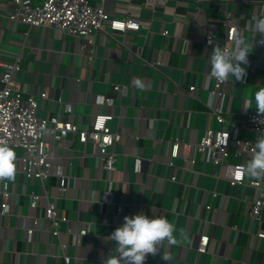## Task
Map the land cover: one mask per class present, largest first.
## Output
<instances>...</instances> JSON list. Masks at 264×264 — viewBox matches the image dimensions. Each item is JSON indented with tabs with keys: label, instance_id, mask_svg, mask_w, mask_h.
Listing matches in <instances>:
<instances>
[{
	"label": "crops",
	"instance_id": "1",
	"mask_svg": "<svg viewBox=\"0 0 264 264\" xmlns=\"http://www.w3.org/2000/svg\"><path fill=\"white\" fill-rule=\"evenodd\" d=\"M107 1L118 7L117 15L129 6L128 0ZM134 6L142 22L139 30L126 35L115 31L114 39L106 41L98 31L91 53L83 51L73 36L52 27H33L25 36L20 27L0 21V48L22 54L18 79L35 94L46 92L43 99L37 96L39 116L58 114L83 128L93 112H109L113 117L108 123L121 132L113 146L116 169L112 172L99 168L92 142L77 146L71 135L54 142L52 168L68 176L64 195L56 192L54 174L42 182L16 170L14 179H7L9 207L0 214V264H102L109 251H115L107 233L126 213L141 210L170 219L178 240L161 244L167 260L159 253L148 254L143 264H264V237L255 234L258 227L264 229V206L259 225L249 216L255 189L231 186L214 176L218 168L204 156L191 163L194 152L190 150L188 156L182 148V141L198 140L206 127L224 126L209 113L215 98L208 93L212 86L208 56L213 44L204 43L206 30L211 28L213 36L223 41L227 26L218 18L225 14L235 27L229 46H234L237 36L250 41L249 21L264 14V0H166L154 11ZM163 29L168 35L161 34ZM123 38L132 44L117 42ZM252 39L255 45L243 80H227L220 86L227 121L256 112L244 103H254L255 89L264 84V42L259 35ZM115 83L125 84V93L113 94ZM189 84L194 85L191 93ZM97 94L112 96V103L96 104ZM63 103L72 104L70 112L63 110ZM237 135L256 137L243 129ZM175 139L177 155L169 158ZM137 158L140 163L135 170ZM226 160L247 163L250 159L231 152ZM107 178L110 193L104 194ZM257 179L264 184V176ZM43 190L67 217L56 235L42 218L43 197L36 208L29 207V194ZM33 214L40 217L28 233ZM81 227L86 233L78 235ZM200 234L208 236L204 251L198 249Z\"/></svg>",
	"mask_w": 264,
	"mask_h": 264
},
{
	"label": "built area",
	"instance_id": "2",
	"mask_svg": "<svg viewBox=\"0 0 264 264\" xmlns=\"http://www.w3.org/2000/svg\"><path fill=\"white\" fill-rule=\"evenodd\" d=\"M166 0H128L129 6L124 13L117 15V6L110 4L107 0H0V21L7 20L22 30L27 36L33 27H52L58 32L69 34L79 42L82 50L92 52L95 48L93 36L96 32H101L103 40L114 39V32H121L126 35L129 31H137L142 26L139 14L133 10V6L141 8L148 7L154 11L158 5ZM132 8V11L131 9ZM227 26L224 40L221 41L212 34V29L208 28L204 36L206 45L218 44L229 48V41L233 39L235 27L228 24V18L224 16L218 18ZM161 34L168 35V30L163 29ZM117 40V39H116ZM117 42L132 44L131 41L117 40ZM22 54L20 52L10 54L0 48V142H6L16 151V170L23 174L25 178H38L42 182L50 175H57L58 180L55 186L58 195H64L68 186V176H64L57 169L52 168V158L55 156L54 142L71 135L72 140L76 137V145L81 146L90 141L96 147L95 155L98 159L99 168L112 172L116 169V152L113 146L121 138V132L113 129L108 123L113 114L109 112L96 111L90 116L89 122L79 128L71 120L63 119L58 114H51L46 117L38 115V97H46V92H32L29 87L18 79V73L23 70ZM159 62L156 60L155 64ZM248 64V63H247ZM246 64V65H247ZM212 86L208 89L210 96L215 98V104L209 105V113L215 120L224 124L221 128L213 129L206 127L198 140L182 141V148L189 156L190 162L195 158L204 156L218 169L213 174L217 178H223L231 186L242 185L251 186L256 194L249 206V216L251 220L261 222V209L264 206V184L258 179L245 177L238 179L236 171L244 162H229L226 160L232 152L235 155H246L252 158V146L255 138H242L237 135L239 129L252 132L257 136H264V116H257L256 112H245L238 121H227L222 113V99L225 92L220 88L225 81H219L211 75ZM125 84L115 83L111 87L113 94L121 95L125 93ZM194 90V85H188V92ZM61 102L60 98L58 99ZM96 104H111L112 96L97 94ZM71 103H63L64 111H71ZM71 140V141H72ZM179 141L171 142L169 158L177 155ZM187 156V157H188ZM140 160H135L134 169H139ZM168 165H172L169 159ZM105 178V177H104ZM174 179V175L170 176ZM107 188L104 194L110 193L111 179L107 178ZM105 180V179H104ZM215 193V191H213ZM8 180H0V214L8 212L9 207ZM43 197V216L47 224V229L53 235L58 234V225L61 221L67 220L66 215L61 212L54 201L46 198L44 190L41 194L31 192L29 194V207L34 209ZM107 197V196H105ZM210 205H205L209 208ZM40 216L30 215L33 225L26 228L28 233L35 228ZM86 229L81 227L78 235L85 234ZM264 237V229L258 227L255 233ZM208 236L200 234L198 236V249L205 250Z\"/></svg>",
	"mask_w": 264,
	"mask_h": 264
},
{
	"label": "clouds",
	"instance_id": "3",
	"mask_svg": "<svg viewBox=\"0 0 264 264\" xmlns=\"http://www.w3.org/2000/svg\"><path fill=\"white\" fill-rule=\"evenodd\" d=\"M251 40L237 36L234 46L229 49L213 44L208 56L210 73L219 81L231 79L243 80L246 75V64L249 53L253 50V36L259 35L260 42H264V14L251 17L249 21ZM252 101L244 103L246 107H255L257 116H264V84L257 87ZM252 158L247 164L238 167V179L248 177L257 179L264 176V136L255 137L252 146ZM16 174V151L6 142H0V180L14 179ZM174 223L166 216L153 215L143 210L125 214L120 224L107 233V239L115 242L112 249L104 257L102 264H143L148 254H160L161 244L178 243L174 235Z\"/></svg>",
	"mask_w": 264,
	"mask_h": 264
},
{
	"label": "snow or ice",
	"instance_id": "4",
	"mask_svg": "<svg viewBox=\"0 0 264 264\" xmlns=\"http://www.w3.org/2000/svg\"><path fill=\"white\" fill-rule=\"evenodd\" d=\"M236 175L238 176V175H239V173L237 172V173H236Z\"/></svg>",
	"mask_w": 264,
	"mask_h": 264
}]
</instances>
